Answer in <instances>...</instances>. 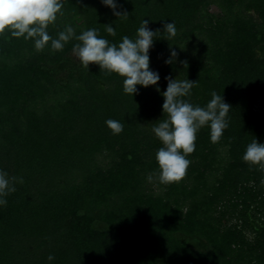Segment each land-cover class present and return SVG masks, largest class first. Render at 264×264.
Here are the masks:
<instances>
[{
    "label": "trees",
    "instance_id": "16d2710c",
    "mask_svg": "<svg viewBox=\"0 0 264 264\" xmlns=\"http://www.w3.org/2000/svg\"><path fill=\"white\" fill-rule=\"evenodd\" d=\"M117 2L127 19L100 0H63L47 32L97 29L118 45L143 19L161 32L174 21L176 36L158 32L149 50L159 92L137 85L132 97L123 77L84 68L75 38L37 51L0 34V169L23 179L0 207V264H264V168L242 159L264 142V0ZM166 77L195 81L183 98L194 106L213 91L232 106L220 141L200 128L186 175L170 184L152 131L168 118Z\"/></svg>",
    "mask_w": 264,
    "mask_h": 264
},
{
    "label": "clouds",
    "instance_id": "9594fccd",
    "mask_svg": "<svg viewBox=\"0 0 264 264\" xmlns=\"http://www.w3.org/2000/svg\"><path fill=\"white\" fill-rule=\"evenodd\" d=\"M101 4L112 10L116 17L128 18L126 11H120L117 0H100ZM63 0H0V34L7 29L15 38H31L37 51H42L49 46L54 51L63 49L64 44L75 38L80 41L73 47V53L80 64L89 69L90 62L98 65L109 73L123 77V92L133 97L141 87L155 86L159 92L158 81L160 75L150 68L149 50L153 47L157 33H166L165 40L176 36L175 22L163 24V31L152 30L148 27L149 19H143L136 30L135 39L124 36L121 42L110 44L108 40L98 35L97 29H88L76 35L71 26H66L64 31L58 33V38L53 39L47 32L50 24L57 19V14H62ZM106 31L115 36L113 26L107 25ZM178 53L170 50V58L165 63L171 64ZM167 79L166 89L162 95V113H167L168 118L154 126V135L162 142V147L156 152V161L159 168V182L170 184L179 182L185 175L190 161L186 158L195 150L196 134L200 128L208 126L210 141L218 143L224 130L228 127V113L230 104L226 103L221 94L211 93V99L205 107L194 106L183 99L191 95L195 81L189 79ZM106 126L113 135L123 131V124L117 120H106ZM244 162L264 168V142L254 139L246 146L242 156ZM153 176L147 177L152 181ZM23 183L21 177H9L8 173L0 169V207L7 204V197L16 191L15 183ZM49 262L54 260L51 254L47 257Z\"/></svg>",
    "mask_w": 264,
    "mask_h": 264
}]
</instances>
